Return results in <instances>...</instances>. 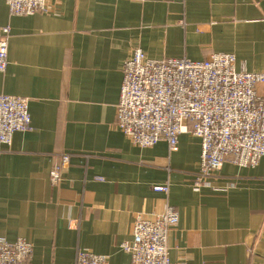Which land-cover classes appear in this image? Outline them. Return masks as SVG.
Here are the masks:
<instances>
[{"label":"crops","instance_id":"crops-1","mask_svg":"<svg viewBox=\"0 0 264 264\" xmlns=\"http://www.w3.org/2000/svg\"><path fill=\"white\" fill-rule=\"evenodd\" d=\"M47 1L48 13L15 17L0 0V33L10 28L0 93L28 99L33 127L0 154V237L30 242V264H74L78 249L131 264L121 245L135 217L171 205V264H264V157L254 168L228 159L198 188V138L142 149L116 126L136 49L153 60L234 54L238 71L264 73V0Z\"/></svg>","mask_w":264,"mask_h":264},{"label":"built area","instance_id":"built-area-1","mask_svg":"<svg viewBox=\"0 0 264 264\" xmlns=\"http://www.w3.org/2000/svg\"><path fill=\"white\" fill-rule=\"evenodd\" d=\"M15 17L46 14L47 0H3ZM10 28L0 33V76L8 68ZM264 73L238 71L234 54L215 53L204 61L187 58L153 60L141 49L123 65L116 126L135 146L147 149L166 142L176 151L179 137L191 134L201 142V159L194 185L198 188L218 174L229 159L242 168L258 166L264 157ZM33 129L27 98L0 93V154L18 132ZM62 164L51 171L61 181ZM168 193L169 185L156 186ZM179 224L178 211L167 205L148 219L135 217L132 240L121 249L131 264H171L170 232ZM33 245L24 238L11 243L0 237V264H30ZM74 264H109L107 256L78 249Z\"/></svg>","mask_w":264,"mask_h":264}]
</instances>
